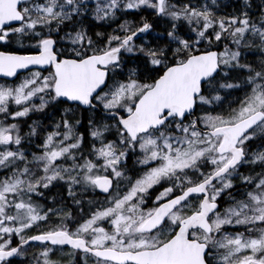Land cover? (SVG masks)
Instances as JSON below:
<instances>
[{
	"label": "snow or ice",
	"instance_id": "1",
	"mask_svg": "<svg viewBox=\"0 0 264 264\" xmlns=\"http://www.w3.org/2000/svg\"><path fill=\"white\" fill-rule=\"evenodd\" d=\"M0 264H264V0H0Z\"/></svg>",
	"mask_w": 264,
	"mask_h": 264
}]
</instances>
